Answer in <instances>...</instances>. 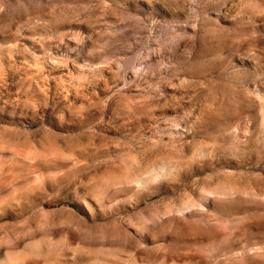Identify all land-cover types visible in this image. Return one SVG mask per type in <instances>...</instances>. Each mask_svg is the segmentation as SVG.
<instances>
[{
  "label": "rangeland",
  "instance_id": "rangeland-1",
  "mask_svg": "<svg viewBox=\"0 0 264 264\" xmlns=\"http://www.w3.org/2000/svg\"><path fill=\"white\" fill-rule=\"evenodd\" d=\"M0 264H264V0H0Z\"/></svg>",
  "mask_w": 264,
  "mask_h": 264
}]
</instances>
